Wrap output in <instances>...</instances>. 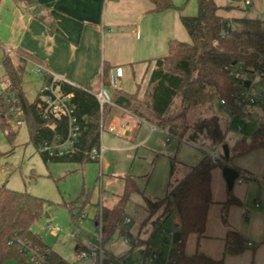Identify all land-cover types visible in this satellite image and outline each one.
<instances>
[{
    "label": "trees",
    "instance_id": "obj_1",
    "mask_svg": "<svg viewBox=\"0 0 264 264\" xmlns=\"http://www.w3.org/2000/svg\"><path fill=\"white\" fill-rule=\"evenodd\" d=\"M28 10L39 7L38 0H14ZM153 11L162 12L178 8L173 0H149ZM219 5L216 0H198L196 15H182L181 21L190 40L188 42L170 39L167 54L153 60L149 82L143 97L139 92L130 93L115 88L111 102L101 106L97 94L88 88L57 81L55 86L64 93H72L75 115L80 125L78 139L70 152L62 156H50L41 152L43 160L49 162H77L94 160L90 156L93 148L101 145L102 130L113 110L120 108L139 118L158 122L174 135H182L181 122L186 114L202 104L209 96L224 100L233 109L241 86L234 77V69L241 64L248 69H264V19L254 17L236 18L241 27L230 29L222 36L226 17L219 10L230 9L233 2ZM217 41V44L214 42ZM2 70L0 75V121L7 125V114L14 115L11 107L16 103L23 110L22 119L29 129L30 142L38 149L45 141L55 142L68 134V119L48 117L42 114L45 105V91L41 89L34 101H29L23 88L28 58L20 50L14 53L3 49L0 43ZM44 84L52 81L49 73H43ZM106 85H110V80ZM177 105V106H176ZM176 110L173 113V110ZM7 111V113H5ZM8 117V116H7ZM188 139H203L210 145L223 143L225 132L220 117L211 114L193 121ZM14 133V132H12ZM11 135V134H9ZM259 147L264 148V104L263 119L251 141L241 142L233 147V157L242 156ZM223 155V161L213 163L208 153L202 160L187 168L179 180H170L163 197L144 196L145 210L152 217L161 210L156 224L167 219L173 212L179 216V236L182 239L181 252L176 254L177 264H225L224 259H215L203 253L187 255L184 247L192 233L202 235L205 231L209 207L213 203L211 180L212 169L217 165L225 167L230 160ZM176 169L172 163L171 174ZM124 189L112 207L102 206L96 218L101 230V244L108 242L120 226L126 206L135 193H143L132 175L123 177ZM51 202L27 191L14 190L5 184L0 186V264L15 261L16 264H37L31 260L28 248H38L43 262L40 264H70L64 257L45 243L34 225L43 217ZM88 200L81 204H69L68 210L76 227L84 215ZM240 201L230 195L226 205ZM27 246V248L24 247ZM81 246L77 247L79 250ZM84 247L82 249H86ZM248 248V242L237 231H230L226 237L225 253L237 255Z\"/></svg>",
    "mask_w": 264,
    "mask_h": 264
},
{
    "label": "rangeland",
    "instance_id": "obj_2",
    "mask_svg": "<svg viewBox=\"0 0 264 264\" xmlns=\"http://www.w3.org/2000/svg\"><path fill=\"white\" fill-rule=\"evenodd\" d=\"M175 1H179V4ZM216 1L219 5H227L230 2V0ZM245 1H235L232 8L219 10L231 24L232 29L241 27L236 18L248 16L264 19V0H254V3L250 5ZM174 2L180 7L177 13L197 14L198 0H174ZM177 32L182 38L178 39L179 41L190 40L181 22L178 23ZM164 51L162 54L167 53V47ZM259 87L264 88V81L257 83L253 94L258 92ZM23 88L29 101H34L43 88L41 76L31 70L29 64L26 65ZM247 109L246 117L250 119L249 121L233 116L231 109L224 107L217 96H209L202 100L201 106L186 114L179 132L189 133L192 130L189 126L197 118L211 114L219 115L225 132L223 144L231 148L230 159L235 161L233 147L238 143L251 141L263 119V106L259 100L249 103ZM175 111L174 109L173 113ZM7 116L5 117L8 121L7 125H2L0 121V186L5 184L11 189L27 191L51 202L45 209L43 217L34 225V230L40 234L47 245L70 264H90V260L78 257L82 248L76 250L75 247L80 244L84 248V246L89 247L91 244L101 242L97 235L100 226L95 224L99 203L110 207L117 201L118 195L123 192V177L126 175L134 176L143 193H135L131 196L119 228L112 238L103 244L105 250L116 257L128 256L132 260L131 264H152L148 255L145 254L147 246L163 251L168 250L167 246L161 243L163 236L155 229L157 230L160 226L159 230L164 228L174 230L176 237H179V229L174 221L176 212L156 226L153 219L145 220L147 215L144 209V196L163 197L169 181L179 180L181 175L186 173L188 166L199 163L207 150H211L210 144L178 141L177 138L170 136L171 141L166 142V145L164 133L152 132L146 126L139 130L135 129L131 138L119 136L106 129L111 118L109 116L101 134L100 147L104 150L101 162L88 160L83 164L46 163L39 149L30 142L27 122L23 121L21 125H17L14 115L7 114ZM122 123V120L114 119L110 124L120 128ZM240 126L244 128L242 133L237 132ZM236 161L254 173L252 178H241L236 183L238 186L242 182L245 187H248L245 207L255 216H252V221L248 224L249 230L244 233L246 241L247 239L252 241L254 247L247 248L243 253L249 260L252 257V251H255L254 264H264V183L261 181L264 179V148L254 149ZM172 163L176 166L173 178L171 177ZM83 199L88 200L89 204L86 205L84 215L79 221V226L76 227L68 205L81 204ZM257 202L259 207H255ZM160 212L161 210L153 216L159 219ZM125 217H129L131 221L126 222ZM46 223L58 226L60 228L58 235L49 232ZM125 235L128 236V241L125 240ZM137 238L140 239V244H136ZM5 264H16V262L11 260Z\"/></svg>",
    "mask_w": 264,
    "mask_h": 264
},
{
    "label": "crops",
    "instance_id": "obj_3",
    "mask_svg": "<svg viewBox=\"0 0 264 264\" xmlns=\"http://www.w3.org/2000/svg\"><path fill=\"white\" fill-rule=\"evenodd\" d=\"M175 2L179 4V1ZM38 5L28 10L17 5L14 0H0L2 48L24 52L31 70L41 76L42 85L44 75L36 71L39 64L74 86L88 88L96 94L103 87L110 96L118 88L130 93L138 91L139 96L143 97L154 65L153 60L167 54L162 53L166 47L168 50L170 39H182L177 32L178 23H182L181 16H193V13H177L178 8L155 12L149 0H38ZM109 80L110 85H106ZM110 116L106 128L109 132L131 138L135 129L146 126L152 132L164 133L165 144L171 141L167 128L158 122L147 121L120 108L113 110ZM114 119L123 121L120 128L110 124ZM111 128L116 131H111ZM191 132L180 137L170 134L178 141H190L188 137ZM197 141L205 142L200 139ZM242 156L234 157L235 161H227V165L239 171L232 190L228 189L223 176V166L217 165L212 169L213 203L209 207L206 228L202 235L192 233L188 236L185 254L203 253L215 259L223 258L225 264H254L255 251H252L249 260L244 253L232 255L224 251L227 234L237 231L244 237L253 216V212L245 207L248 187L242 182L236 185L238 179H250L254 175L252 170L236 161ZM261 181L264 183V179ZM231 194L240 203L227 206ZM258 202L255 207H259ZM102 206L105 205L99 203L96 218ZM145 212V220L153 219L156 226V217H148V212ZM174 221L179 222L178 215ZM95 224L98 225L96 221ZM159 228L155 229L157 233L160 232ZM247 242L252 243L248 248L254 247L252 241L247 239ZM79 245L75 247L76 250ZM145 254L148 255L147 251Z\"/></svg>",
    "mask_w": 264,
    "mask_h": 264
},
{
    "label": "built area",
    "instance_id": "obj_4",
    "mask_svg": "<svg viewBox=\"0 0 264 264\" xmlns=\"http://www.w3.org/2000/svg\"><path fill=\"white\" fill-rule=\"evenodd\" d=\"M246 4H253L254 0H246ZM231 29V24L229 22H225L224 28L221 31V35H227L228 31ZM217 44V41L214 42ZM10 51V50H7ZM2 63L0 61V75L2 70ZM37 72L40 73H49L52 76V81L49 84L43 85V91H45L44 101L45 105L42 110V114L45 118L48 117H56V118H67L68 119V134L64 139H58L55 142L45 141L41 144L39 151L47 153L50 156H62L68 152H70L71 147L74 142L78 139L80 125L78 124L77 117L75 115V108L72 103V93H64L60 91L59 87L55 86V82L62 81L67 82L64 79H61L54 74H52L48 68L39 64L37 66ZM234 77L238 81L241 86L239 97L236 101V106L231 109L233 116H238L245 121H249L250 119L246 117L247 113V105L250 103H254L256 100H259L260 103L264 104V88L259 87L258 92L253 94V90L257 88V83L264 81V69H248L243 65L239 64L234 69ZM68 83V82H67ZM97 97L103 106L106 103L111 102V97L105 88H101L97 93ZM15 104L11 107V112L14 114L16 118V124L21 125L23 123L22 115L23 110L19 104L16 103V100L13 99ZM221 104L224 107H227L226 102L224 100L221 101ZM111 131L115 132L114 128H111ZM238 132H243V127L240 126ZM168 137L172 136L168 131ZM223 143L213 144L211 150L208 151V155L210 160L213 163H218L219 161H223ZM103 148H93L90 151V156L92 159L96 161H102ZM128 222L129 218H125ZM177 229L180 228L179 222L176 223ZM46 228L49 232L54 235H57L60 231V228L56 225L47 223ZM160 233L163 236L162 245L167 246V251L160 250L158 248L147 246V254L149 260L152 264H177L176 254L181 252V244L182 239L180 236L177 238L174 230L169 229H160ZM99 238L101 239V230L97 233ZM125 240L128 241V236L125 235ZM140 239L137 238L136 244H140ZM248 246H252L251 242H248ZM27 248L26 245H24ZM31 252V260L36 261L37 264L43 262V257L40 255V251L38 248H28ZM78 257L90 260V264H131V258L125 255L114 256L109 254L104 246L101 244H91L86 249H82L78 253Z\"/></svg>",
    "mask_w": 264,
    "mask_h": 264
},
{
    "label": "water",
    "instance_id": "obj_5",
    "mask_svg": "<svg viewBox=\"0 0 264 264\" xmlns=\"http://www.w3.org/2000/svg\"><path fill=\"white\" fill-rule=\"evenodd\" d=\"M223 155L226 158H229L230 156V148L227 144L222 145ZM223 176L226 180L227 186L229 190H232L234 183L236 179L239 177V171L231 166H225L223 167ZM48 215V214H46Z\"/></svg>",
    "mask_w": 264,
    "mask_h": 264
}]
</instances>
